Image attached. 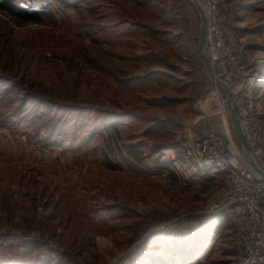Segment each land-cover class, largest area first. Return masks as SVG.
<instances>
[{
  "label": "rangeland",
  "instance_id": "rangeland-1",
  "mask_svg": "<svg viewBox=\"0 0 264 264\" xmlns=\"http://www.w3.org/2000/svg\"><path fill=\"white\" fill-rule=\"evenodd\" d=\"M11 1L40 19L0 10V264H229L230 221L202 213L224 175L179 150L225 99L191 1ZM217 2L264 121V0Z\"/></svg>",
  "mask_w": 264,
  "mask_h": 264
},
{
  "label": "built area",
  "instance_id": "built-area-1",
  "mask_svg": "<svg viewBox=\"0 0 264 264\" xmlns=\"http://www.w3.org/2000/svg\"><path fill=\"white\" fill-rule=\"evenodd\" d=\"M205 15L204 47L217 77L225 79L232 105L252 154L264 171V121L257 107L258 77L225 46L217 24V0H199ZM220 127L203 136L186 137L180 155L197 174L224 175L202 213L230 221L234 255L229 264H264V174L241 155L227 124L225 99H218ZM227 125V127H226Z\"/></svg>",
  "mask_w": 264,
  "mask_h": 264
},
{
  "label": "water",
  "instance_id": "water-1",
  "mask_svg": "<svg viewBox=\"0 0 264 264\" xmlns=\"http://www.w3.org/2000/svg\"><path fill=\"white\" fill-rule=\"evenodd\" d=\"M190 1L195 6V8L197 9V11L199 13V17H200V27H199V36H198V50H199V53H200L202 60H203V65H204L206 75L209 78V80L211 81V83L213 84V86L216 87L218 90L223 91V93L225 94V106L227 109V116L229 118L230 128H231L233 137H234L240 151L246 156L251 155L253 157V159L255 160V158L252 154V151L250 149V146L248 144V141L246 139V136H245L240 124H239L238 118H237L235 110L233 108L232 100H231V96H230V89H229L227 84L225 86L221 85L219 80H222V79L215 75L214 71L212 70V68L209 64L208 57H207L205 47H204L205 15H204L203 9H202L198 0H190ZM255 161L258 163L257 160H255Z\"/></svg>",
  "mask_w": 264,
  "mask_h": 264
},
{
  "label": "trees",
  "instance_id": "trees-1",
  "mask_svg": "<svg viewBox=\"0 0 264 264\" xmlns=\"http://www.w3.org/2000/svg\"><path fill=\"white\" fill-rule=\"evenodd\" d=\"M0 10L6 11L8 14L25 21H38L40 19L38 11L26 9L13 3L11 0H0Z\"/></svg>",
  "mask_w": 264,
  "mask_h": 264
},
{
  "label": "bare ground",
  "instance_id": "bare-ground-1",
  "mask_svg": "<svg viewBox=\"0 0 264 264\" xmlns=\"http://www.w3.org/2000/svg\"><path fill=\"white\" fill-rule=\"evenodd\" d=\"M199 1V0H198ZM200 3V2H199ZM221 80H219L220 82ZM222 86H225L227 83H222L220 82ZM259 84V83H258ZM171 149L168 148L164 153H170ZM244 155V154H243ZM245 160L256 170H258L259 172H261L262 174H264L263 171H261L262 169H260L258 163L253 159V157L251 155H244ZM114 260V259H113ZM112 262V261H111Z\"/></svg>",
  "mask_w": 264,
  "mask_h": 264
},
{
  "label": "crops",
  "instance_id": "crops-1",
  "mask_svg": "<svg viewBox=\"0 0 264 264\" xmlns=\"http://www.w3.org/2000/svg\"><path fill=\"white\" fill-rule=\"evenodd\" d=\"M242 157L244 156L243 153H241Z\"/></svg>",
  "mask_w": 264,
  "mask_h": 264
}]
</instances>
